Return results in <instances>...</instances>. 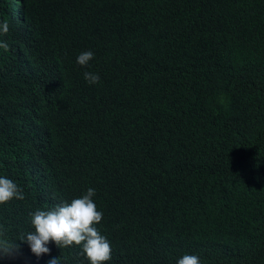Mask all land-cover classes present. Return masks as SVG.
Listing matches in <instances>:
<instances>
[{"label":"trees","instance_id":"trees-1","mask_svg":"<svg viewBox=\"0 0 264 264\" xmlns=\"http://www.w3.org/2000/svg\"><path fill=\"white\" fill-rule=\"evenodd\" d=\"M4 22L10 239L93 188L107 264H264V0H0ZM48 247L0 264H89Z\"/></svg>","mask_w":264,"mask_h":264},{"label":"clouds","instance_id":"clouds-1","mask_svg":"<svg viewBox=\"0 0 264 264\" xmlns=\"http://www.w3.org/2000/svg\"><path fill=\"white\" fill-rule=\"evenodd\" d=\"M6 2V0H4ZM9 25L0 23V33L7 34ZM0 48L7 50L8 45L0 42ZM94 57L93 52H82L77 63L87 66ZM84 79L89 84L99 82V75L85 72ZM95 189L89 188L85 195L56 205L50 210H36L30 214L31 226L34 229L23 233L18 239L12 240L0 225V261H12L22 254V245H27L37 260L51 255L50 243L59 249L73 245L80 246L89 264H107L111 260L112 248L108 239L100 233L97 225L102 221L103 213L97 210L93 200ZM24 194L12 180L0 176V205L13 199L23 200ZM47 264H60L59 257H53ZM177 264H201L196 255L185 254Z\"/></svg>","mask_w":264,"mask_h":264}]
</instances>
